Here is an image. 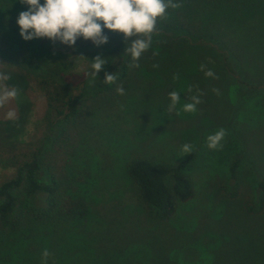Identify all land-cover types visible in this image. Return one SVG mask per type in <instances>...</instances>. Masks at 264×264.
Returning a JSON list of instances; mask_svg holds the SVG:
<instances>
[{
    "label": "trees",
    "instance_id": "16d2710c",
    "mask_svg": "<svg viewBox=\"0 0 264 264\" xmlns=\"http://www.w3.org/2000/svg\"><path fill=\"white\" fill-rule=\"evenodd\" d=\"M173 2L179 7L168 9L166 17H172L157 23L163 32L177 30L186 47L219 62L217 67L215 62L203 61L208 70L225 76V64L231 57L245 80H260L257 85H264V0ZM25 10L19 0H0V60L28 74L27 82L43 93L46 110L42 134L31 143L13 146L10 142L22 125V110L17 119L0 122V152L8 154L14 169L13 176L0 183V264H137L133 259H138L136 252L143 246V237L101 230V224L93 220L97 214L84 196L88 186L80 188L75 180L87 171L95 178L93 186L104 180L101 170H78L87 168L95 153L94 131L99 133L101 126L91 119L106 111L104 104L113 98L115 86L125 75L147 69L142 64L140 69L130 67L133 62L126 57L112 68L119 77L115 84L88 93L85 79L74 85L48 65V60L54 48L86 50L95 46L83 39H77L72 47L47 38L24 41L16 19ZM105 33L108 40L122 36ZM153 60L144 64L158 72L154 65L159 62ZM188 63L189 73H197L199 62L190 59ZM173 64L177 65L165 63L163 70H174ZM27 82L24 78L16 81L20 96ZM238 164L236 160L230 167L232 177ZM125 173L149 217L158 223L170 221L179 205L195 193L191 179L180 167L138 157L126 163ZM99 187L96 185L97 190ZM257 192L259 205L246 208L250 223H236L237 230L200 251L181 241L177 247L159 242L160 250L140 257L144 260L138 264H264V180L258 182ZM130 236L136 239L131 242ZM185 245L188 248L182 250ZM169 252L181 259L175 261L173 255L171 259Z\"/></svg>",
    "mask_w": 264,
    "mask_h": 264
},
{
    "label": "rangeland",
    "instance_id": "374dc122",
    "mask_svg": "<svg viewBox=\"0 0 264 264\" xmlns=\"http://www.w3.org/2000/svg\"><path fill=\"white\" fill-rule=\"evenodd\" d=\"M164 19L169 20L168 17ZM179 35L177 30L163 32L156 26L151 47L134 62L139 69L142 64L147 71H130L125 75L115 86L116 89L122 86L124 94L115 92L104 104L106 111L91 119L101 126L99 133L94 131L97 134L93 138L95 153L87 162V168L79 167L78 170H101L104 180L94 182L99 189L93 186L95 178L93 175L90 178L89 171L75 180L80 188L88 186L83 195L90 210L97 214L93 220L101 224V230L109 234L134 235L137 239L143 237V246L136 252L138 259H133L137 264L144 260L140 257L148 256L150 251L158 252L159 242L174 247L190 244L200 251L222 235L237 230L236 223H250L246 208H256L260 202L257 184L264 180V85H257L260 80H245L231 57L232 62L227 60L225 64V76L211 70L214 78L206 77L204 73L208 69L203 61L215 62L217 67L219 62L186 47L185 42L178 39ZM124 48L121 35L100 47L86 50L54 48L48 65L74 85L85 79L86 91L92 93L107 86L102 83L104 75L113 73L112 68L126 58ZM97 55L106 63L97 74V83L89 86V64ZM152 59L154 63L159 62L153 65L160 72L144 64ZM190 59L199 62L197 73H189ZM172 62L177 63L173 64L174 70L164 71V64L171 66ZM0 72L12 77L6 82L9 87L17 88L16 81L23 78L27 82V73L1 60ZM171 91L178 92L180 102L168 112ZM197 94L201 103L196 111H183V104L191 102L190 98ZM9 110L15 111L16 119L23 111L22 125L10 139L13 146L31 143L41 136L46 101L33 83H28L22 96L0 108V122L12 121L5 119ZM218 129H224L226 135L216 149H210L207 138ZM184 144L193 145L192 153L183 154ZM138 157L180 167L194 185L193 198L180 204L176 215L168 222L158 223L149 217L125 173L126 163ZM7 158V153L0 152V183L14 174ZM236 160L239 164L232 177L230 167ZM134 236H130L131 242L136 239ZM175 236L180 237L176 239ZM125 241L127 246L130 240ZM167 254L171 259L173 255L175 261L181 259L174 253Z\"/></svg>",
    "mask_w": 264,
    "mask_h": 264
},
{
    "label": "clouds",
    "instance_id": "9594fccd",
    "mask_svg": "<svg viewBox=\"0 0 264 264\" xmlns=\"http://www.w3.org/2000/svg\"><path fill=\"white\" fill-rule=\"evenodd\" d=\"M26 7L16 19L19 36L24 41L47 38L53 43L72 47L77 39L90 41L93 46L100 47L108 42L109 32L120 33L123 36L125 48L123 54L133 63L130 67H139L134 63L149 50L152 36L156 32L157 23L166 18L169 8L176 9L179 4L173 0H19ZM106 60L95 56L89 64V86L97 83V74L102 70ZM204 66L201 65V70ZM206 77H213L211 70L206 71ZM12 77L0 72V108L9 101L20 96V90L9 87L6 83ZM119 79L116 73H105L103 84L112 85ZM216 91V90H214ZM118 95L124 94V88L117 87ZM168 112H172L180 102V95L176 91L168 93ZM191 102L185 103L182 110L195 112L201 103L199 94L192 96ZM5 119L15 120L16 113L9 110ZM226 133L224 129L216 130L207 138V147L216 149ZM183 154L192 153L193 145H182ZM47 256V253H44Z\"/></svg>",
    "mask_w": 264,
    "mask_h": 264
}]
</instances>
